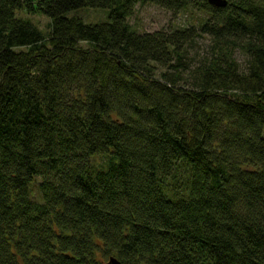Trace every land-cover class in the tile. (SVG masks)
Masks as SVG:
<instances>
[{"label": "trees", "instance_id": "trees-1", "mask_svg": "<svg viewBox=\"0 0 264 264\" xmlns=\"http://www.w3.org/2000/svg\"><path fill=\"white\" fill-rule=\"evenodd\" d=\"M227 1L0 0V264H264V0Z\"/></svg>", "mask_w": 264, "mask_h": 264}, {"label": "rangeland", "instance_id": "rangeland-1", "mask_svg": "<svg viewBox=\"0 0 264 264\" xmlns=\"http://www.w3.org/2000/svg\"><path fill=\"white\" fill-rule=\"evenodd\" d=\"M107 12L93 9H84L81 16L85 22L94 24L105 22ZM24 17H29L35 24L44 32L50 30V20L44 16H31L24 14ZM198 20V14L195 12H182L174 14L170 11L162 9L152 4L137 5L134 14L129 18L130 24L142 33H154L158 31H170L177 28H184L190 25H195ZM213 44L210 38L203 36L200 38L188 52V64L195 68L200 62L210 56ZM235 59L245 68L247 57L239 49L236 50Z\"/></svg>", "mask_w": 264, "mask_h": 264}, {"label": "water", "instance_id": "water-1", "mask_svg": "<svg viewBox=\"0 0 264 264\" xmlns=\"http://www.w3.org/2000/svg\"><path fill=\"white\" fill-rule=\"evenodd\" d=\"M209 3L216 7H225L228 3L227 0H209ZM107 264H123L117 258L112 257Z\"/></svg>", "mask_w": 264, "mask_h": 264}]
</instances>
